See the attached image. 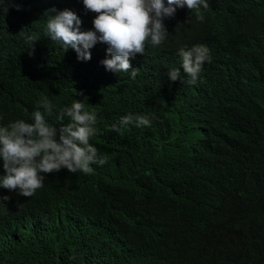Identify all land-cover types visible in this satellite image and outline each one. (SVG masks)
<instances>
[{"label": "trees", "instance_id": "1", "mask_svg": "<svg viewBox=\"0 0 264 264\" xmlns=\"http://www.w3.org/2000/svg\"><path fill=\"white\" fill-rule=\"evenodd\" d=\"M66 6L0 0V127L31 123L45 97L55 126L87 97L97 115L89 142L107 162L90 175L47 174L30 198L0 188V264H264V0H227L220 27L178 8L135 79L106 76L41 38L45 11ZM95 16L79 17L93 25ZM195 44L210 50L203 78L168 87L177 50ZM129 114L151 126L109 130Z\"/></svg>", "mask_w": 264, "mask_h": 264}, {"label": "clouds", "instance_id": "2", "mask_svg": "<svg viewBox=\"0 0 264 264\" xmlns=\"http://www.w3.org/2000/svg\"><path fill=\"white\" fill-rule=\"evenodd\" d=\"M39 1L60 7L66 6L67 0L65 5L61 0ZM185 6L211 27L225 22L227 0H80L78 8L46 10L43 15L48 20L46 27L41 26V38L69 53L75 62L92 64L106 76L135 79L139 72L137 59L166 39L165 18L173 17L178 8ZM94 15L93 25L82 23L79 17ZM36 41L26 37L31 46ZM210 62V50L205 45L180 48L175 63L165 73V84L172 88H180L187 81L195 84L203 78ZM84 100H74L63 108L55 126L45 118L53 109L45 97L39 102L44 111H34L31 123L20 119L0 127V159L6 173L0 176V188L19 190L20 195L30 198L44 186L47 174L66 168L72 174L90 175L94 171L91 165L107 162V157L98 156L97 148L89 142L97 134V115L86 109ZM132 124L150 127L151 120L129 114L108 128L121 132Z\"/></svg>", "mask_w": 264, "mask_h": 264}]
</instances>
